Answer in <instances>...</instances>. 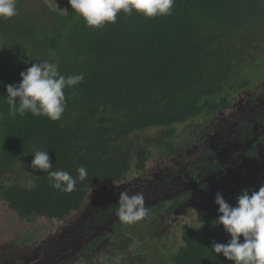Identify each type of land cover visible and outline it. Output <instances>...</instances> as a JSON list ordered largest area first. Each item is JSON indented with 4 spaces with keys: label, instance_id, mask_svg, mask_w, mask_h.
<instances>
[{
    "label": "trees",
    "instance_id": "trees-1",
    "mask_svg": "<svg viewBox=\"0 0 264 264\" xmlns=\"http://www.w3.org/2000/svg\"><path fill=\"white\" fill-rule=\"evenodd\" d=\"M20 1L17 15L0 19V202L22 216L63 219L81 208L91 188L145 169L152 149L161 156L182 151L179 127L227 109L238 92L256 98L264 80V0H175L171 15L121 11L116 23L98 29L68 1L65 12L45 6L48 26L37 27ZM44 60L66 77L85 79L64 89L59 120L30 112L11 118L5 86ZM261 111L246 122L247 139L255 122L264 124V103ZM35 151H47L49 171L78 177L83 166L86 179L70 193L53 188L46 172L31 168ZM248 184L251 192L264 183ZM207 207L202 232L182 226L173 264H234L210 249L230 236L215 224V201Z\"/></svg>",
    "mask_w": 264,
    "mask_h": 264
},
{
    "label": "flooded vegetation",
    "instance_id": "flooded-vegetation-1",
    "mask_svg": "<svg viewBox=\"0 0 264 264\" xmlns=\"http://www.w3.org/2000/svg\"><path fill=\"white\" fill-rule=\"evenodd\" d=\"M219 112L221 111L217 113ZM196 125L193 132L201 137L192 140V143L204 144L207 141L204 149L206 152L189 158V161L183 159L181 164L186 169L185 173L181 174L178 171L180 173L172 174L173 169L168 168L161 184L153 189L140 191L145 197V202L151 203L145 205L148 215L141 222L147 223L160 212L166 226L163 234L145 235L147 239L143 244L146 247L154 243L164 250V243L172 234L178 236L182 245V226L187 225L197 232H202L197 230L196 225L203 230L204 221L200 219L209 214L210 209L207 206L214 203L217 192L225 199L236 202V197L232 193L240 194L246 187L251 190L254 187L248 184L251 183V179L252 182L259 180L264 183L262 179L264 157H261L264 154V131L260 133L264 124L255 122L250 130L251 137L248 139L244 136V129L230 133V145L223 147L226 150L220 153L217 149L223 142H219V136L215 139L211 135L214 126L208 129L205 123L197 122ZM254 135L256 137L252 139ZM187 142L186 139L183 141L180 150L187 146ZM177 154L179 153L162 157L168 159ZM174 160L180 164L178 159ZM84 204L85 201L77 211H81ZM117 208V203L111 202L103 209L93 211L85 223L86 226L68 236L60 234L55 227L50 234L48 230L34 239V235L29 234L30 229L21 225L14 234L13 255L6 256V259L5 256L0 257V264H173V256L177 255L180 245L174 250L167 251L165 257L158 253L151 255L146 248L134 251L131 247L138 238L125 229V223L115 219ZM17 217L21 223L39 217L53 221L66 218L19 214Z\"/></svg>",
    "mask_w": 264,
    "mask_h": 264
},
{
    "label": "clouds",
    "instance_id": "clouds-1",
    "mask_svg": "<svg viewBox=\"0 0 264 264\" xmlns=\"http://www.w3.org/2000/svg\"><path fill=\"white\" fill-rule=\"evenodd\" d=\"M17 0H0V19L17 15ZM71 8L79 14L87 26L101 28L106 23H116L118 13L131 15L133 10L146 18L171 15L175 0H68ZM67 11V10H65ZM21 80L7 84L5 97L8 115L15 119L17 114L24 116H45L52 121L59 120L65 111L64 89L82 83L81 74L64 76L59 65L50 60L33 63L20 73ZM4 113L0 112V119ZM31 168L47 173L51 186L62 192L75 190L77 180L87 177V170L77 169L78 177L64 170L49 171L52 168L47 151H35ZM218 216L215 224L223 225L230 239L226 243L213 241L211 250L234 264H264V184L258 191L243 189L236 197L235 205L229 204L220 192L216 193ZM116 217L123 223L132 225L148 215L143 193H119Z\"/></svg>",
    "mask_w": 264,
    "mask_h": 264
},
{
    "label": "rangeland",
    "instance_id": "rangeland-1",
    "mask_svg": "<svg viewBox=\"0 0 264 264\" xmlns=\"http://www.w3.org/2000/svg\"><path fill=\"white\" fill-rule=\"evenodd\" d=\"M67 1L68 0H21L19 6L22 10H24V12H30L33 14V17L35 18L34 23L37 27L45 28L48 26L49 20L48 16L44 14L45 6L54 10L65 12L67 9ZM39 62L37 61V63ZM258 85V87H255L257 91L256 98L251 99L250 95H247V93L238 92L232 96L231 104L228 109L223 110L211 117H205L202 120H198L201 123H205V127L208 129L214 126L215 129L211 135L215 139L219 136V142H223L217 149L218 153L225 151L226 149H223V147L230 145V133H236L241 129L243 130L246 122H249L252 119L256 120V118L260 116L261 104L264 103V80L259 82ZM195 127H197L196 123L190 124V122H187L185 127H179L180 134L179 139H177V143L182 145L185 139L188 140V142L187 146H185L184 149H181L182 151H177L179 154L175 155V157H170L168 159L163 158L156 152L155 149H152L151 156L146 165L147 167L143 171L131 170L126 175L125 179L118 184H101L91 188L86 194L83 209L81 211L72 212L61 221L47 220L45 218L39 217L21 223L17 217V214L7 209V207L0 202V257L5 256L6 259V256L13 255L15 247L14 234H16L17 228L21 225L26 229H30L29 234H33L34 239L42 233H47L48 230L50 234L55 227L58 229L60 234H64L65 236L72 235L86 226L85 223L88 222L93 211L101 210L111 202H116L118 205L119 193L121 191L127 190L129 194H134L137 192L140 193L142 190L153 189L164 181V176L168 168L173 169L171 172L172 174H177L180 172L181 174L185 173L186 169L184 168V165L181 164L183 159H185V161H189V158H194V156H199L198 154L206 152L204 149L207 145V141H205L204 144L192 143V140H197L201 137V135L193 132ZM152 132L153 131H149L147 134H151ZM261 157L263 158L264 154H262ZM174 159H178L180 164ZM150 220L151 218L149 219L148 223H142L139 221L132 225L125 224V229L136 236L139 240H137L131 248L134 251H136L138 248H141L142 250L146 248L148 252H151V255L153 253H158L159 255L165 257L167 251L174 250L180 245V240L178 239L177 235L172 234L171 238L169 237L166 239L163 247L164 250L154 243L146 247V245L143 244L147 239L145 237L146 234L150 235L151 233H154L160 235L165 232L166 228L163 221V225L159 227L157 226L155 229L148 228L149 230H145L144 232L140 233L138 231L139 226L146 229L145 226L151 224ZM196 226L198 231L202 230L199 225ZM160 227L162 228L159 229ZM61 246L62 245H60V247Z\"/></svg>",
    "mask_w": 264,
    "mask_h": 264
},
{
    "label": "water",
    "instance_id": "water-1",
    "mask_svg": "<svg viewBox=\"0 0 264 264\" xmlns=\"http://www.w3.org/2000/svg\"><path fill=\"white\" fill-rule=\"evenodd\" d=\"M263 131H264V128H263V130L260 131V133L263 132ZM255 137H256V135H254L252 139H255ZM147 204H151V203H150V202H145V205H147ZM154 215H155V214H154ZM115 219H118V218L115 217ZM150 222H151L150 225L145 226L146 229H145L144 227L139 226L138 231H139L140 233H142V232H144L145 230H149L148 228H150V229H155L157 226L159 227V226L163 225V215L159 212V213H158V216L151 217ZM147 223H148V222H147ZM149 226H150V227H149ZM161 228H162V227H160L159 229H161ZM150 231H153V230H150Z\"/></svg>",
    "mask_w": 264,
    "mask_h": 264
}]
</instances>
